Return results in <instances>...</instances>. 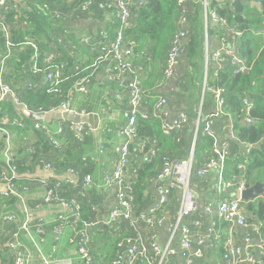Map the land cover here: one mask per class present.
<instances>
[{
    "label": "built area",
    "instance_id": "built-area-1",
    "mask_svg": "<svg viewBox=\"0 0 264 264\" xmlns=\"http://www.w3.org/2000/svg\"><path fill=\"white\" fill-rule=\"evenodd\" d=\"M151 0H0V116L3 112L4 97L12 95L17 103H22L12 85L8 83L11 77L20 74L25 76L27 89L37 88V78L44 77L47 84L43 86L47 93L55 95L58 104L47 110L31 111L34 113H89V109H74L73 104L78 94H85L96 80V76L104 73V86L117 85L128 94L129 110L127 121L119 128L117 134L124 137L122 144L109 148L103 144L100 147L102 155L112 152L114 166L106 172L103 178L105 190L114 189L116 202L110 210L109 220L98 218L102 199L96 196L98 185L91 175V162L83 157L80 168L70 166L66 172L70 178L58 180L60 174L57 166L48 161L35 147L26 144V162L38 163L50 172L47 179L23 177L16 155L18 148L14 147L9 137L0 146V186H3L2 196H15L21 199L19 183L25 178L38 183L46 191L42 202L36 204L57 203L66 208V212L56 218L54 227L57 239L61 229L68 225L73 232L72 243L83 261V264H97L92 250L93 236L105 226L114 231V258L110 264H264L250 249L254 239L251 234L260 235L264 226L262 221H254L249 215V203L244 201L242 193L247 189V165L250 162L255 145L244 144L242 161L235 167L239 184L227 178V162L232 157L234 143L240 142L236 131V117L230 110L228 90L224 87L210 86V68L217 72L227 66L236 74H246L250 71L247 60L240 56L238 41L244 33L249 32L259 37L264 43V28L241 31L231 27L220 9L234 10L235 0H175L177 5L176 31L173 33L163 65L160 87L174 80L186 55L187 40L192 32V19L197 10L203 15L205 28L204 43V77L199 104L195 108V118H190L183 111L174 116L169 114L168 96L160 95L152 110L147 105L150 98L144 85L147 65H137L135 46L127 39L126 32L133 28L137 21V13ZM243 5L262 10L264 0H240ZM31 15L46 17L51 21L53 30L48 36L41 37L46 48L42 49L39 38L34 37L31 30ZM111 16L112 26L109 28H93L80 33L74 23L84 19H103ZM115 29L112 35V29ZM208 29L223 30L220 47L212 49L208 39ZM42 35V34H41ZM21 37V38H19ZM78 42L79 49L76 47ZM21 52V53H19ZM24 52H30L28 65L22 64L14 68L12 61L21 62ZM70 55H76L73 71L69 73ZM148 61V60H146ZM77 77V78H76ZM72 78H76L73 80ZM12 84V83H11ZM22 90V91H24ZM21 91V89L19 90ZM116 98H121L118 94ZM110 110V96L103 97ZM211 100V110L207 111L208 100ZM244 106L243 123L255 125L258 120L251 116L253 100L247 95L242 99ZM199 106V107H198ZM144 120L158 119L163 135L169 137L178 147L184 145L182 133L189 126L193 127V139L190 143V155L185 159H176L161 151V145L156 138L140 140L137 134L139 118ZM220 117L225 119L226 139L217 141L213 130L214 123ZM33 128L40 132L53 150L61 147L63 141L74 144L78 149L89 139L93 129L85 123L63 121L64 124L53 129L50 123L35 121ZM158 122V121H157ZM24 127L25 123L17 122ZM99 128V126H98ZM4 130V122L0 117V133ZM97 130V129H96ZM201 137L213 140L212 147L197 163L199 155L196 146ZM264 140V137H263ZM160 160L159 166L150 173L147 183L156 187L157 202L147 209L150 197L141 203L137 183L140 171ZM92 161L95 160L92 158ZM133 162V164H132ZM217 172L218 180L201 206L200 190L194 183L195 177H202ZM80 178L81 181L78 179ZM236 178V176H234ZM170 180L169 185H162V180ZM82 190L80 199L66 196V193ZM28 189L29 186H24ZM180 190L181 197L175 198V192ZM67 191V192H65ZM173 199L178 202L175 218L171 219L168 211ZM208 217L205 222L203 216ZM5 247L12 256V264H25L19 242L22 234H30L32 229L44 233L43 220H33L28 214L23 223H19L14 214L4 218ZM168 229L165 244L160 241V230ZM238 228H247L242 242L236 240ZM204 230V232H202ZM179 240V248L173 246ZM259 247L264 248V239H260ZM0 243V252L3 251ZM46 264H50L45 261Z\"/></svg>",
    "mask_w": 264,
    "mask_h": 264
},
{
    "label": "crops",
    "instance_id": "crops-1",
    "mask_svg": "<svg viewBox=\"0 0 264 264\" xmlns=\"http://www.w3.org/2000/svg\"><path fill=\"white\" fill-rule=\"evenodd\" d=\"M246 6V5H244ZM250 7V5H247ZM251 8V7H250ZM257 10V9H256ZM177 20V18H176ZM77 31L80 33H85L90 31L93 28H101L103 26L111 27L112 26V18L111 16H105L103 19H84L74 23ZM215 35V36H214ZM221 35L222 32L218 29H212L211 35L213 40H211L212 49L217 50L220 47L221 43ZM170 43V41H169ZM170 45V44H169ZM162 53L160 58H154V51H150L145 57L142 56L140 53H137L136 62L137 65H145V78H144V85L145 90L147 92L146 95L149 94L150 103L149 109L152 110V116H154L153 105L155 104L156 99L160 95H166L170 98V105L167 108L169 114L171 116L176 115L177 113L186 111L189 113L190 118H195L196 113L195 108L197 107V99L199 97V92L197 88H201L202 90V80L197 82L196 85H193L196 90L195 96L192 94L193 91L190 90V86L192 84V80L190 77H187L189 72V67L184 63L181 65L177 76L171 82H168L166 86L160 87V83L162 80L163 74V65L165 59L167 57V51L169 48ZM76 55H70L67 58L74 60ZM148 60V61H146ZM144 62V63H142ZM69 73L73 71V67L67 69ZM191 75L195 79V73L191 70ZM77 78V77H76ZM75 78V79H76ZM74 80V78H72ZM96 80L92 83L91 87L88 88V91L85 94H78L74 100L73 108L80 110L89 109V113L92 112L96 114L99 118V128L93 129L89 139L86 141L84 145L79 147L78 149L75 147L74 144H69L66 141H63L61 147L57 150H53L48 144V140L43 136L44 139H41L35 132L29 131L28 134H24L21 132V129L24 127L17 126V122L26 123V118L24 115L19 111L23 116L22 119H15L13 122L10 120L9 116H6L2 112L1 118L4 122V130L0 133V146H3L7 142V137L13 144L14 147L18 148L17 150V163L21 164L20 171L23 177L27 178H40V179H47L50 177V172L44 169L42 165L38 163H30L26 162V144H29L36 148V150L41 154H44L48 161H52L55 164L57 163V168L60 172L58 175V180L65 181L70 178V175L66 172L67 168L70 166H75L80 168V164L83 161V157L91 162V175L93 177L94 182L98 185L96 189V196L102 199V204L100 208V212L98 218L102 221L109 220V213L111 208L116 202L115 198V191L114 189L105 190V183L103 181L104 175L106 172L112 170L114 166V157L112 152L108 155H102L100 153V147L105 144L109 146V148H113L114 146H118L123 143L124 137H120L117 132L122 125H124L127 121V112L129 110L128 105V94L125 90L121 89L117 85H108L104 86L101 83L104 80V73L100 72L96 78ZM25 76L17 74L12 77V86L17 90H24L25 83H26ZM196 80V79H195ZM47 84L46 79L42 77L37 78V86L43 88ZM193 88V90H194ZM118 94L121 98H116L115 95ZM198 94V95H196ZM105 95L110 96L111 103L109 104L110 110H106L107 103L104 102L103 97ZM90 99V101H89ZM89 101V102H88ZM211 100H208L207 103V111H210ZM4 105V102L2 106ZM109 113L105 117H102L101 113ZM4 115V116H3ZM108 118V119H107ZM141 118V117H140ZM112 124L110 127H106L104 130H100L102 122H106ZM148 121H158L157 124L159 125L160 121L158 119L148 120ZM64 124L63 121H53L50 123L51 127L55 129L56 127H60V125ZM89 125V124H88ZM225 119L220 117L216 120L213 126V130L216 134V138L218 142L223 141L226 139V132L223 131L225 127ZM13 129V131H11ZM34 129V128H33ZM160 129V128H159ZM161 130V129H160ZM182 138L184 139V145L178 147L177 144L173 143L172 139L171 142L175 145V148H161V151L169 154L170 156L176 159H185L187 158L191 151H190V143L193 139V127L189 126L185 133H182ZM140 140H145L139 137ZM148 140V139H147ZM213 140L211 143V147L213 145ZM209 147V149L211 148ZM244 150V144L237 143L233 144L232 148V157L229 159L226 165H228V176L233 180L234 184H239L237 175L233 173H238L236 167H233L231 163L239 164L242 161V155ZM69 151L71 152V157L66 159V154L69 155ZM206 151V150H205ZM204 151V152H205ZM204 152L199 154L198 163L199 166L200 160L205 157ZM92 158L95 162L92 161ZM0 160L1 154H0ZM68 162L66 166L64 164ZM160 160H156L155 166L160 168L159 166ZM133 164V162H132ZM20 166V165H19ZM236 176V178H234ZM264 176L260 177L263 178ZM80 181L81 179L78 178ZM218 180L217 172H212L206 176L202 177H195L194 183L198 186L200 190V200L201 206L206 202L208 195H212V189L215 183ZM248 181V180H247ZM258 182V180H256ZM255 181V183H256ZM160 183L162 185H169L170 180H162ZM253 185L254 182H251ZM19 190L21 194V199H18L15 196L4 197L2 196L3 186H0V243L2 244L3 251L0 252V264H12V256L9 250L5 247L6 242V235H5V225H4V218L8 214H14L19 223H23L26 219L28 214L31 215L33 220H43L45 224V231L44 233H39L37 230L32 229L30 234H22L21 241L19 242L20 248L22 250L23 258L25 264H46L45 261L49 262L50 264H83V261L77 251L76 246L72 243V229L66 225L61 229V233L59 238L57 239L56 232L54 231V227L57 225L56 218L59 214L65 213L67 210L62 205L57 203L52 204H43L42 206H37L36 204L42 202L45 197L46 191L42 185L34 182H30L26 178L19 183ZM24 186H29L28 189H25ZM249 186H247L248 188ZM76 191H73L71 194L66 193V196H75L80 199V195L82 194V190L79 187H76ZM67 192V191H65ZM182 192L177 190L175 192V198H180ZM148 197H150L149 203L147 205V209L153 207L157 202V192L156 187L151 186L146 182V191L145 196L143 197L141 203L145 202ZM264 198L259 199L262 200ZM257 202V201H256ZM178 209V202L176 199H173L169 204L168 211L171 215V219L175 218V213ZM250 217H253L254 221H262L264 223V218L259 216L255 210H249ZM205 222H207L208 217L206 215L203 216ZM247 228H238L236 233V240L238 242H242L243 235L247 233ZM204 232V230H202ZM114 231L111 228L105 226L101 231H98L93 236L92 242V250L94 252L97 264H105V254L108 252L106 251V247L108 244H112L114 242L113 235ZM168 235V229L164 228L163 231L160 230V241L162 244H165L166 238ZM252 238L254 239L253 247L250 249V253H252L257 258L264 260V248L259 247L258 243L260 239H264V226L261 229L260 235L252 233ZM173 246L179 248V240L174 241ZM111 252L115 253L113 248H111ZM111 260L107 262L110 264ZM208 264V263H205Z\"/></svg>",
    "mask_w": 264,
    "mask_h": 264
},
{
    "label": "trees",
    "instance_id": "trees-1",
    "mask_svg": "<svg viewBox=\"0 0 264 264\" xmlns=\"http://www.w3.org/2000/svg\"><path fill=\"white\" fill-rule=\"evenodd\" d=\"M38 1L43 2L44 0ZM80 1L85 2L87 0ZM250 7L244 6L240 0H235L233 11L229 9H220L219 12L228 19L230 26L237 30L249 31L264 28V8L262 10H256ZM177 16L178 13L175 0H151L142 8L137 13L135 26L126 32L127 39L132 44L134 43L136 54L140 53L145 57L153 50L154 58H160L170 44L169 41L171 42L173 33L176 31ZM31 17L30 33L37 39L39 38L38 41L41 42V48L45 49L46 46L42 43L40 38L48 36L49 32L53 30L54 25L51 21L47 20L46 17L33 15H31ZM192 23V32L187 40L188 48L184 56V63L190 69L187 77H190L192 84L196 85L197 82L203 81L204 77L205 28L203 15L200 10H197L192 19ZM115 29L116 28L110 30L112 35H114ZM211 32L212 29H208V34ZM221 32H223V30H221ZM75 45L79 49L77 41ZM238 48L240 50V56L248 61L250 71L246 74L235 75L227 66L219 69V72H217V68L213 67L209 70V75L211 77L209 84L214 88L224 87L228 90L230 110L235 115L237 121L235 131L240 141L237 143V146H239L241 142L246 145H255V148L252 150L250 162L247 165V186H250V184H252L251 182L255 183L256 180H258V182L264 181V177L259 180L260 177L264 176V43L261 38L246 32L238 41ZM24 54L21 62L12 61L14 68L16 67L19 69L22 64L28 65L30 52H24ZM73 64L74 60L69 59V67L67 69L73 67ZM191 70L196 74V80L191 75ZM9 83H12V77ZM247 95L254 102L251 116L258 120V123L255 125H246L242 122L244 115L242 99ZM22 102H24L31 111L47 110L58 104L57 97L48 94L47 89H41L40 86L32 90L27 89L25 91V98L22 99ZM147 103H150L149 99ZM3 113L9 116L12 122L15 120L16 110L11 103L4 101ZM34 123L36 122L26 118L25 126L21 129V132L24 134H28L29 131L35 132L33 129ZM159 128L160 125H158L156 121L152 122L142 118L138 119V137L145 140L156 138L162 148H175L176 144H173L175 142L172 143L168 137L163 135L160 130L161 128ZM35 134L41 139H44L40 132H35ZM211 143V138L201 137L196 146L197 155L206 150L204 152L205 154L209 150V147H211ZM70 157L71 152L69 151V155L66 154V159ZM18 164L21 167V164ZM67 164L68 162H66L64 166ZM55 165H57V163ZM231 165L235 167L236 163L233 162ZM154 169L155 165L145 166L139 173L137 189L140 202L145 196L147 179ZM248 203L249 210H255L259 216L264 218V199ZM111 248L115 251V242L108 244L106 247L108 253L105 254V264H108L107 262L109 259L112 261L114 258V253L111 252Z\"/></svg>",
    "mask_w": 264,
    "mask_h": 264
},
{
    "label": "water",
    "instance_id": "water-1",
    "mask_svg": "<svg viewBox=\"0 0 264 264\" xmlns=\"http://www.w3.org/2000/svg\"><path fill=\"white\" fill-rule=\"evenodd\" d=\"M4 101L11 103L17 110H19L25 118L32 121H42L45 123H51L53 121H69L74 123L89 124L92 128L96 129L99 124V118L96 114H78L76 112L71 113H34L30 112L24 104L17 103L16 99L8 94L4 97ZM242 198L246 202H254L261 198H264V181H259L250 185L242 193Z\"/></svg>",
    "mask_w": 264,
    "mask_h": 264
},
{
    "label": "rangeland",
    "instance_id": "rangeland-1",
    "mask_svg": "<svg viewBox=\"0 0 264 264\" xmlns=\"http://www.w3.org/2000/svg\"><path fill=\"white\" fill-rule=\"evenodd\" d=\"M210 35H211V33H209V37H208V39H209V40H213V37L210 36ZM8 83H9V81H8ZM201 83H202V82H201ZM10 85H11V84H10ZM12 88H13L14 92L20 96V100H21V102H22V99L25 98V91H19V90L15 89L13 86H12ZM193 88H194V86H193V84H191V86H190V90L193 91L192 94H193L194 96H195V92H196L197 89H198L199 94L201 95L202 90H201L200 87L197 88V89L194 88V90H193ZM200 95H199V97H198V99H197V103H198V104H199ZM89 101H90V99H89ZM89 101H88V102H89ZM197 103H196V105H197ZM20 104H24V102H22V103H20ZM199 105H200V104H199ZM198 107H199V106H198ZM107 114H109V113H105V112H102V113H101L102 117H105ZM6 116H7V115H6ZM22 118H23V117H22L21 113H20L19 111L16 110L15 119H22ZM107 119H108V118H107ZM107 119H106V122H105V121L102 122V125H101L100 130H104L106 127H110V126L112 125V124L107 123ZM11 131H13V129H11ZM256 173H257V171H256Z\"/></svg>",
    "mask_w": 264,
    "mask_h": 264
}]
</instances>
